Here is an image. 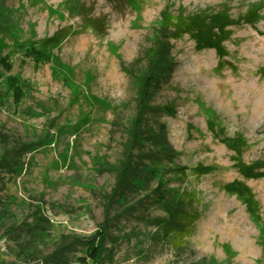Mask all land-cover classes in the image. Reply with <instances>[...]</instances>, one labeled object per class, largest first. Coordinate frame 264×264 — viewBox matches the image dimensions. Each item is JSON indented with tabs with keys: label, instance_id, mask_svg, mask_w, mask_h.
<instances>
[{
	"label": "rangeland",
	"instance_id": "374dc122",
	"mask_svg": "<svg viewBox=\"0 0 264 264\" xmlns=\"http://www.w3.org/2000/svg\"><path fill=\"white\" fill-rule=\"evenodd\" d=\"M83 2L0 0V264H264V0Z\"/></svg>",
	"mask_w": 264,
	"mask_h": 264
},
{
	"label": "trees",
	"instance_id": "16d2710c",
	"mask_svg": "<svg viewBox=\"0 0 264 264\" xmlns=\"http://www.w3.org/2000/svg\"><path fill=\"white\" fill-rule=\"evenodd\" d=\"M220 26L214 22L208 23L205 20L199 19L193 22L189 27V32L192 38L201 45L211 46L217 49H220L222 45L227 41V33L223 31H219ZM9 85L15 91H18V83L17 80L10 77L8 78ZM234 147V146H233ZM199 174H208L210 172L209 168L196 169ZM231 188H235L238 193L245 198L249 207L252 205V192L245 186L233 183L230 185ZM91 260L94 261L96 259V252L91 253ZM44 263L46 264H67V260L61 258L60 256L51 255L44 259ZM77 264H92V262L82 261L79 259Z\"/></svg>",
	"mask_w": 264,
	"mask_h": 264
},
{
	"label": "bare ground",
	"instance_id": "6f19581e",
	"mask_svg": "<svg viewBox=\"0 0 264 264\" xmlns=\"http://www.w3.org/2000/svg\"><path fill=\"white\" fill-rule=\"evenodd\" d=\"M116 1L117 0H84L82 11L85 14L88 13L89 15H97L99 13H102L103 17H107L110 14L105 8H103L102 2H108L110 5L118 8V6H115ZM104 29V27L100 28L99 33L102 34V31H104Z\"/></svg>",
	"mask_w": 264,
	"mask_h": 264
}]
</instances>
